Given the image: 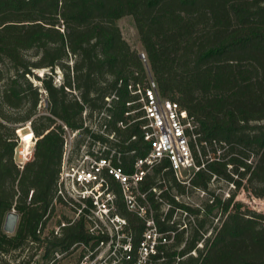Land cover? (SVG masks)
Instances as JSON below:
<instances>
[{
  "label": "trees",
  "instance_id": "1",
  "mask_svg": "<svg viewBox=\"0 0 264 264\" xmlns=\"http://www.w3.org/2000/svg\"><path fill=\"white\" fill-rule=\"evenodd\" d=\"M125 16L146 60L122 34ZM150 78L196 123L200 167L180 180L163 160L141 183L166 233L153 264H264V214L235 202L245 183L264 197V0H0V264H26V249L33 258L42 246L67 249L90 234L84 215L59 221L60 235L47 230L69 133V164L100 143L103 157L115 153L132 172L149 145L141 104H127L138 99L129 86ZM25 126L35 147L21 167L15 151ZM220 181L235 187L228 198L211 189ZM111 183L137 241L146 223ZM190 190L207 198L185 202ZM12 211L19 221L7 233Z\"/></svg>",
  "mask_w": 264,
  "mask_h": 264
},
{
  "label": "built area",
  "instance_id": "2",
  "mask_svg": "<svg viewBox=\"0 0 264 264\" xmlns=\"http://www.w3.org/2000/svg\"><path fill=\"white\" fill-rule=\"evenodd\" d=\"M143 59L146 60L145 53ZM129 89L138 99L127 103L128 106L139 103L143 111L140 120L144 122V140L149 145L147 155L138 158L129 173L123 168L120 156L116 160L113 158L115 153L107 158L98 151L88 154L84 152L85 147L80 158L69 164L75 136V133H69L54 205L58 206L60 201L72 208L77 213V218L72 221L84 215L90 222V234L67 249L51 251L42 246L33 258L29 257L26 249L21 256L26 264H153L159 247L166 244V233L160 232L155 225L151 204L140 186L150 170L163 160L169 162L180 180H188L200 169L192 153V144L196 147L198 139L197 126L178 102L159 95L153 78L149 79L146 87L137 84L129 86ZM112 98L107 100L110 102ZM119 126L125 127L123 123ZM98 145L103 150L107 149L100 143ZM27 160L25 158L19 165L22 167ZM111 181L118 185L127 211L146 223V230L137 241L127 229L128 220L118 212V194ZM154 191L157 192L156 189ZM105 222L112 224L109 230L102 226L101 223ZM61 225L64 226L65 222ZM54 231L55 235H60V226ZM40 235L45 238L48 234Z\"/></svg>",
  "mask_w": 264,
  "mask_h": 264
},
{
  "label": "rangeland",
  "instance_id": "3",
  "mask_svg": "<svg viewBox=\"0 0 264 264\" xmlns=\"http://www.w3.org/2000/svg\"><path fill=\"white\" fill-rule=\"evenodd\" d=\"M118 24L119 27L121 28L124 38L131 45V47L137 50L141 54L144 53V49L141 44L140 37L133 17L125 16L124 18L119 20ZM61 76H62L61 74H58L57 80L61 81L62 79ZM89 124L91 126H95V122ZM30 131L31 129L29 126H25L19 131L20 142L15 151V160L19 164L20 162L25 161V158L26 159L30 158V152L33 149L31 146L34 135L33 132ZM91 150L94 153V151L102 152L105 149L103 150V147H100L98 144H96V146H93ZM234 188H235L234 186L224 181L216 182L214 185L211 186V189L214 190L216 194L221 195L223 198H228L230 196V193L235 191ZM182 198L185 202H188L196 206V205H201L203 201L207 198V195L206 194L202 195L201 192L190 190L187 193V195ZM235 202L237 204H240L243 210L250 209L264 214V197L263 198L256 197L250 190L247 183H245L244 187L237 192ZM56 207H57L56 214L52 218V220L48 223L47 230L57 229L59 221L66 222L64 218L71 220L77 218V213L73 211L72 208H68L66 206H59V205ZM101 224L103 227H105L106 230H109L112 227L111 223L105 222Z\"/></svg>",
  "mask_w": 264,
  "mask_h": 264
},
{
  "label": "water",
  "instance_id": "4",
  "mask_svg": "<svg viewBox=\"0 0 264 264\" xmlns=\"http://www.w3.org/2000/svg\"><path fill=\"white\" fill-rule=\"evenodd\" d=\"M140 56L143 58L144 53L142 54L140 53ZM18 221H19V215L15 211L8 213L4 223V230L7 233H13L16 230Z\"/></svg>",
  "mask_w": 264,
  "mask_h": 264
},
{
  "label": "crops",
  "instance_id": "5",
  "mask_svg": "<svg viewBox=\"0 0 264 264\" xmlns=\"http://www.w3.org/2000/svg\"><path fill=\"white\" fill-rule=\"evenodd\" d=\"M31 132V131H30ZM31 146V145H30ZM33 149H32V151L30 152V158L27 160V161H29V160H31L32 159V157H33V151H34V147H35V138H34V135H33V139H32V146H31ZM26 161V162H27ZM25 162V163H26ZM21 163V162H20ZM24 163V164H25ZM19 164V163H18Z\"/></svg>",
  "mask_w": 264,
  "mask_h": 264
}]
</instances>
